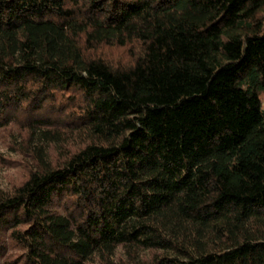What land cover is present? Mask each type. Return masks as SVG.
<instances>
[{
    "label": "trees",
    "instance_id": "16d2710c",
    "mask_svg": "<svg viewBox=\"0 0 264 264\" xmlns=\"http://www.w3.org/2000/svg\"><path fill=\"white\" fill-rule=\"evenodd\" d=\"M263 97L264 0H0V264H264Z\"/></svg>",
    "mask_w": 264,
    "mask_h": 264
},
{
    "label": "rangeland",
    "instance_id": "374dc122",
    "mask_svg": "<svg viewBox=\"0 0 264 264\" xmlns=\"http://www.w3.org/2000/svg\"><path fill=\"white\" fill-rule=\"evenodd\" d=\"M262 101H263V107H264V97L262 98ZM0 150H1V151H4V150H3V147L1 146V143H0ZM13 158H14V160H17L16 157L13 156ZM10 173H15V171H11ZM0 174H1V173H0ZM2 174H3V172H2ZM2 177H3V176L0 175V182H2V179H1Z\"/></svg>",
    "mask_w": 264,
    "mask_h": 264
}]
</instances>
